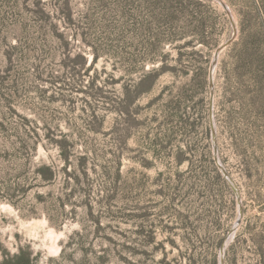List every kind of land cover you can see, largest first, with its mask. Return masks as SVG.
<instances>
[{
	"label": "rangeland",
	"instance_id": "1",
	"mask_svg": "<svg viewBox=\"0 0 264 264\" xmlns=\"http://www.w3.org/2000/svg\"><path fill=\"white\" fill-rule=\"evenodd\" d=\"M142 1L0 0V262L29 246L36 264H221L241 206L223 264H264V118L231 123L246 104L227 94L241 16L251 8L261 25L264 0H224L232 16L214 0L192 7L210 16L209 46H163L170 67L159 77L147 73L161 63L138 64L153 35L127 30L148 24ZM233 22L214 122L240 201L215 160L204 81ZM78 54L87 65L73 72ZM41 165L55 170L49 184Z\"/></svg>",
	"mask_w": 264,
	"mask_h": 264
},
{
	"label": "trees",
	"instance_id": "2",
	"mask_svg": "<svg viewBox=\"0 0 264 264\" xmlns=\"http://www.w3.org/2000/svg\"><path fill=\"white\" fill-rule=\"evenodd\" d=\"M146 5L150 6L152 11L149 13V19L146 26L138 21L134 26L127 28L128 33L149 32L153 35L152 39H148L144 43V54L140 63V68L144 70L147 64L157 65L161 63L160 69L154 67L147 73L148 76H160L169 70V56L162 55L160 49L165 45L183 48L185 46H195L201 43L209 46L206 40L207 29L212 26L210 16H202L192 7H209L212 5V0H143ZM142 1V2H143ZM181 7L182 10L177 13L170 12V8ZM165 8L164 12L158 14L156 9ZM252 9L243 12L241 16V31L238 40L231 46V65L233 82L229 80L228 89L231 92L227 94L230 97L231 103H243L246 106L241 107V113L230 112L229 118L234 121V117L240 116L245 112H249L254 118H264V22L261 25H253ZM262 12L258 9L257 14ZM47 16V15H46ZM129 20V19H128ZM133 18L129 22H133ZM126 24V22H125ZM134 27V28H133ZM146 27V28H145ZM256 30L252 33L250 29ZM200 31L203 37L196 36L195 32ZM205 33V34H204ZM179 43H184L180 44ZM77 60L72 62L73 72L76 67L85 68L87 63L83 55L78 54ZM99 55L94 53V61L96 63ZM180 65L183 64L184 58L181 54L178 58ZM208 63V62H207ZM135 64V63H134ZM226 66V65H224ZM70 68V67H69ZM75 74V73H74ZM207 71H204V81L207 83ZM234 89L236 92L234 93ZM233 129L237 131L234 125ZM264 133V126L262 127ZM238 141V140H237ZM37 177L42 183H51L55 179V170L52 166L41 165L37 171ZM0 249L1 245H0ZM3 260L0 264H36L37 256L30 247L18 248V251L11 255L5 250ZM87 255L85 254V258ZM102 263L107 262V258H100Z\"/></svg>",
	"mask_w": 264,
	"mask_h": 264
},
{
	"label": "water",
	"instance_id": "3",
	"mask_svg": "<svg viewBox=\"0 0 264 264\" xmlns=\"http://www.w3.org/2000/svg\"><path fill=\"white\" fill-rule=\"evenodd\" d=\"M214 1L218 2L230 14V16H232L231 10H230L229 6L225 3L224 0H214ZM232 25H233V28H234L233 37L230 40H228L227 42L221 44L217 48V50L215 51V54H214V58H213L212 64L210 66V71H209V83H210V89H211L210 117H211V124H212L213 141H214V155H215L216 163H217L219 169L221 170V172L223 173V175L225 176L226 180L229 182V184L235 190V192L237 194V197H238V200L240 201L241 200V196H240L239 190H238L236 184L234 183L232 177L229 175L227 170L224 168V166H223V164H222V162L220 160V157H219V148H218L217 142H216V125H215V122H214L215 72H216V69H217L218 64H219V58H220L221 53L226 48H228L237 38V34H238L237 27H236L234 22L232 23ZM242 216H243V211H242V208L240 206V208H239V217L237 219L236 225L234 226V228L231 230V232L229 233V235L225 239L224 244H223V246L221 248V264H223V254H224V252L226 250V247L230 243V241H231L236 229L240 225Z\"/></svg>",
	"mask_w": 264,
	"mask_h": 264
}]
</instances>
